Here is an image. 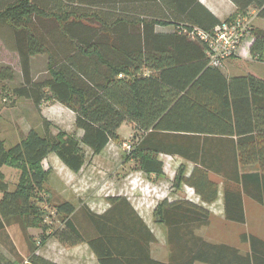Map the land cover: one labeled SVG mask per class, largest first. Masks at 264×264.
Returning a JSON list of instances; mask_svg holds the SVG:
<instances>
[{
	"label": "trees",
	"instance_id": "16d2710c",
	"mask_svg": "<svg viewBox=\"0 0 264 264\" xmlns=\"http://www.w3.org/2000/svg\"><path fill=\"white\" fill-rule=\"evenodd\" d=\"M232 1L238 12L227 19L251 9L264 19V0ZM220 21L199 0L0 1V40L17 52L24 78L14 89L17 96L72 110L83 144L96 154L120 138L124 123L133 124L140 137L126 161L157 176L164 172L160 154L190 162L192 169L181 167L174 186H189L201 199L158 204L156 222L168 229V261L152 255L155 235L119 197L109 198L111 208L102 215L84 209V228L71 202L55 205L62 225L46 226L37 242L27 229L46 220L49 200L42 190L48 173L41 164L55 152L79 171V142L66 132L35 130L8 149L0 140V241L14 254L12 260L0 250V264H58L37 253L49 237L67 247L88 244L99 264H264V239L257 235H241L249 245L243 252L197 234L209 224L205 205L219 199L221 183L227 221L246 222L245 196L264 206V77L251 70L227 77L209 64L206 45L189 35L193 27L211 30ZM163 25L176 28L159 31ZM249 51L264 58V29L255 32ZM39 55L46 56L50 74L37 81L31 66ZM14 78L10 66L0 69V81ZM10 162L21 168L12 191L2 172ZM12 225L26 236L24 254L11 240Z\"/></svg>",
	"mask_w": 264,
	"mask_h": 264
},
{
	"label": "rangeland",
	"instance_id": "374dc122",
	"mask_svg": "<svg viewBox=\"0 0 264 264\" xmlns=\"http://www.w3.org/2000/svg\"><path fill=\"white\" fill-rule=\"evenodd\" d=\"M95 10L98 11V9ZM235 12H238L237 9ZM237 16L249 22L250 33L245 37L239 53L224 62L221 68L227 77L246 75L249 70L264 75V58L260 55L253 56L249 51L255 32L264 28V24L259 22L251 11L246 15L237 14ZM163 27L165 26H158V29L176 28V26L165 29ZM234 58L236 63L233 61ZM47 63L44 57L35 58L31 66V78L39 81L49 76ZM5 66H10L15 71V78L0 81V140L4 146L8 149L19 143L31 130L41 135L48 131L52 134L66 132L78 140L84 156V164L79 171L71 170L55 152L50 153L42 162V169L48 173L42 190L44 197L49 200L44 205L46 220L39 222L35 227L28 228V234L39 242L46 226L55 229L62 225L63 214L57 212L55 205L66 201L71 202L76 208L73 217L76 223L84 228L87 224L83 221L84 209L102 215L111 208L109 198L119 197L126 199L144 222H151L156 232L152 231L156 237V241L151 244L152 254L157 259L168 261L171 254L168 229L156 222L155 210L165 199L172 201L186 197L201 203L197 201L198 195L193 188L185 185L181 188L174 186L179 169L184 166L189 172L193 165L180 157L160 154L164 172L161 176H157L144 172L138 167L137 161H126L131 149L125 147L124 143L129 142L132 145L133 141L140 137V132L129 122L124 123L118 130L119 139L110 141L100 154L94 153L83 144V131L77 128L75 113L72 110L51 100H46L38 106L31 99L19 97L14 93L15 88L24 84L20 59L16 52L7 50L0 41V69ZM20 169L18 165L11 162L2 168L4 180L8 183L10 191L16 188ZM252 169L254 168H247V170ZM212 177L221 181L219 176ZM2 195L0 193V198ZM205 206L210 210L211 218L207 226L197 230V234L204 239L215 243H227L239 247L243 252L249 248V245L242 241L243 233L254 234L264 239V206L249 197L245 196V223L225 219L222 183L219 199L214 204ZM9 232L18 251L24 254L23 245L26 236L21 227L12 225L9 227ZM38 244L37 253L58 264H99L88 244L67 247L54 237H49L44 243ZM0 250L14 260V254L1 241ZM195 264L205 263L196 262Z\"/></svg>",
	"mask_w": 264,
	"mask_h": 264
},
{
	"label": "built area",
	"instance_id": "2783aa9c",
	"mask_svg": "<svg viewBox=\"0 0 264 264\" xmlns=\"http://www.w3.org/2000/svg\"><path fill=\"white\" fill-rule=\"evenodd\" d=\"M249 33V22L240 16L221 20L211 30L193 27L189 31L192 38L206 45L209 64L213 67H221L226 60L236 56ZM124 146L132 148L129 142H125Z\"/></svg>",
	"mask_w": 264,
	"mask_h": 264
},
{
	"label": "crops",
	"instance_id": "0c3cea01",
	"mask_svg": "<svg viewBox=\"0 0 264 264\" xmlns=\"http://www.w3.org/2000/svg\"><path fill=\"white\" fill-rule=\"evenodd\" d=\"M2 1V0H0ZM126 1H133L135 2L136 4L138 3H142V2H147V1H151V0H126ZM216 18H218L219 20H224V19H227L228 17L232 16L234 14V12L236 11L237 9V6L236 4L232 1V0H199ZM251 12L257 17V19L259 20V22H262L264 24V19L261 18V17H258L257 16V10L256 9H251ZM165 27H163L164 29L165 28H168L170 25H163ZM264 29V28H262ZM159 30V29H158ZM159 31H167L166 30H159ZM1 41V40H0ZM1 43H3L1 41ZM4 44V43H3ZM6 47V46H5ZM7 48V47H6ZM7 50H9L7 48ZM11 51V50H10ZM15 52V51H13ZM17 53V52H16ZM37 57H44L46 58V56L44 55H39V56H36V57H33L32 59V65L34 63V60L35 58ZM47 59V58H46ZM230 60V59H228ZM228 60H226L225 62H227ZM233 61L235 62L236 59L234 58ZM236 63V62H235ZM231 65V64H229ZM223 70V69H222ZM224 71V70H223ZM225 73V71H224ZM258 74V73H257ZM259 75V74H258ZM262 77H264V75H260ZM197 201H201L200 197L197 196ZM215 203V202H214ZM212 203V204H214ZM211 204V205H212ZM147 226L149 227L150 230H152L153 232H155V230L153 229V227L151 226V222L150 221H145ZM156 233V232H155ZM83 245V244H81ZM153 255V254H152ZM154 256V255H153ZM155 257V256H154ZM156 258V257H155ZM157 259V258H156ZM159 260H162V261H166V260H163V259H159Z\"/></svg>",
	"mask_w": 264,
	"mask_h": 264
}]
</instances>
